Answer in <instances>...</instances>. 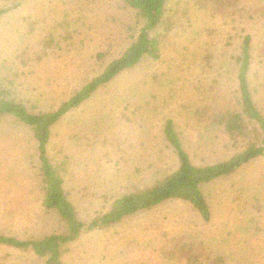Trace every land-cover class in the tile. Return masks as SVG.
<instances>
[{
  "label": "rangeland",
  "instance_id": "374dc122",
  "mask_svg": "<svg viewBox=\"0 0 264 264\" xmlns=\"http://www.w3.org/2000/svg\"><path fill=\"white\" fill-rule=\"evenodd\" d=\"M193 1L168 0L159 61L145 59L53 129L48 152L54 159L68 157L65 189L86 223L107 212L115 199L146 189L177 168L163 139L168 119L175 121L196 165L236 152L222 135L200 137L190 111L202 101L205 105V98L221 107L238 98L233 58L246 35L254 41L251 90L264 111V17L212 16ZM243 6L264 7V0H241ZM0 12V74L15 80L18 96L32 111L57 110L120 56L142 27L121 0H0ZM209 28L217 30L214 42L205 31ZM42 40L51 42L48 56L32 66L17 63L18 52L27 46L38 50ZM42 190L38 144L31 132L0 119V233L29 239L62 229L55 215L44 212ZM205 194L213 212L210 223L190 204L170 201L85 233L67 264H183L178 243L214 250L225 241L231 250H237L235 244L241 250L230 264H264V156L207 186ZM231 231L238 235L230 236ZM252 248L255 253L248 251ZM0 264L41 263L29 252L0 246Z\"/></svg>",
  "mask_w": 264,
  "mask_h": 264
},
{
  "label": "trees",
  "instance_id": "16d2710c",
  "mask_svg": "<svg viewBox=\"0 0 264 264\" xmlns=\"http://www.w3.org/2000/svg\"><path fill=\"white\" fill-rule=\"evenodd\" d=\"M126 9L134 11L142 27L131 36L129 45L122 54L104 64L103 69L94 75L80 89L64 100L57 110L43 111L32 109L20 98L15 80L0 74V119H10L29 129L38 144L40 176L42 180V208L48 215H55L62 229L42 237L21 239L0 233V246L31 253L41 264H67L72 248L85 233L108 229L142 212L151 211L170 201H182L192 206L205 223L213 218L211 204L205 194L207 186L231 177L246 165L264 156V111L261 110L251 90L250 74L253 65V39L251 35L241 38L240 52L234 57L238 67V98L225 107L203 101L192 106L193 127L202 138L215 134L233 142L236 152L229 158L216 163L196 165L193 163L177 129L174 120L168 119L163 126V139L177 159V168L157 180L146 189L137 190L115 199L107 212L99 214L91 221H83L65 189L68 157L54 159L48 152L53 129L66 116L80 109L100 90L109 86L119 77L134 70L145 59L159 61L162 57L160 31L166 19L168 0H121ZM194 7L208 11L212 16H232L233 13H246L248 18L264 17L263 6L240 8L241 0H194ZM3 13V12H2ZM1 14V12H0ZM33 30V29H32ZM31 30V31H32ZM205 31L215 41L216 29ZM44 42V43H43ZM43 43V44H42ZM50 41L42 40L40 49L27 46L16 55L17 63L23 67L40 63L48 56ZM208 43V42H207ZM264 46V45H263ZM264 50V47H262ZM208 64L212 54L204 57ZM264 67V54L262 63ZM36 66V65H35ZM19 78V72L14 75ZM158 81V77L154 78ZM191 109V108H190ZM249 233L250 229H242ZM238 231H236L237 233ZM231 231L230 236L234 235ZM240 233V232H238ZM249 243L240 244L247 246ZM231 250L230 243L224 242L217 249H205L192 244L176 245L179 260L183 264H230L237 261L241 250ZM256 252L255 248L251 250ZM171 254V253H170ZM173 254V257H178Z\"/></svg>",
  "mask_w": 264,
  "mask_h": 264
}]
</instances>
